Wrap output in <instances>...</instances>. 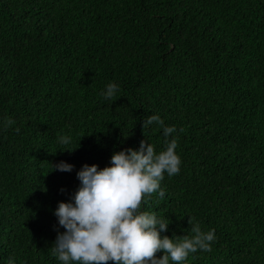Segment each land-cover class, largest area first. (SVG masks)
<instances>
[{"label": "trees", "instance_id": "1", "mask_svg": "<svg viewBox=\"0 0 264 264\" xmlns=\"http://www.w3.org/2000/svg\"><path fill=\"white\" fill-rule=\"evenodd\" d=\"M152 114L182 165L141 210L167 217L162 236H191L190 216L215 229L183 264H264V0H0V264H60L54 210L77 171L163 151Z\"/></svg>", "mask_w": 264, "mask_h": 264}, {"label": "clouds", "instance_id": "2", "mask_svg": "<svg viewBox=\"0 0 264 264\" xmlns=\"http://www.w3.org/2000/svg\"><path fill=\"white\" fill-rule=\"evenodd\" d=\"M120 91L110 82L101 91L105 100H112ZM16 122L8 118L3 127ZM163 128L166 148L159 153L155 146L143 140L139 149L127 148L114 152L110 165L101 168L85 163L76 175L79 186L71 198L60 201L54 210L58 226L52 245V255L60 264H183L190 254L211 252L216 241L215 229L202 230L195 217L190 216L191 236L182 239L167 232V217L142 211V203L157 193L163 199L161 182L165 173L171 177L181 171L182 159L176 152V127L166 126L159 114L143 121V129L152 125ZM58 142L68 146L72 137L60 136ZM66 151L75 149L65 148ZM63 151V150H62ZM54 170L72 172L75 166L60 161ZM63 228L64 231L59 229ZM162 256H157L158 252ZM9 264H15L10 259Z\"/></svg>", "mask_w": 264, "mask_h": 264}]
</instances>
